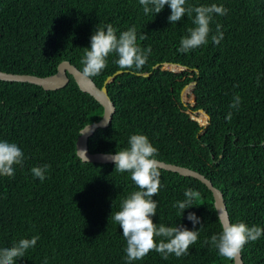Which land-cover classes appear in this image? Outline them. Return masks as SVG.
Returning a JSON list of instances; mask_svg holds the SVG:
<instances>
[{"label": "trees", "instance_id": "obj_1", "mask_svg": "<svg viewBox=\"0 0 264 264\" xmlns=\"http://www.w3.org/2000/svg\"><path fill=\"white\" fill-rule=\"evenodd\" d=\"M213 3L227 14H214L205 45L181 53L180 40L194 25L187 15L171 25L168 5L145 15L139 0H0V70L46 76L68 60L83 71V48L90 47L97 25L111 23L117 35L135 26L137 44L151 48L138 71L152 73L140 77L137 70H124L108 83L116 110L101 130V141L95 133L90 136L89 151L121 150L130 135H146L158 149L156 159L195 169L221 189L231 222L264 229V0H186L185 7ZM217 24L223 39L214 44ZM142 34L147 38L140 40ZM116 59L110 54L107 67L90 77L96 85L102 87L119 70ZM165 62L188 69L160 70ZM192 81L203 93L197 96L199 107L211 116L207 128L192 118L194 108L182 99ZM235 96L240 103L233 108ZM103 111L72 75L56 90L0 80V140L16 143L24 154L13 177L0 176V248L38 236L16 264H235L210 242L221 231L212 191L197 178L161 167L153 222L200 229L198 240L179 258L170 254L165 260L152 250L140 260H127L126 240L111 213L138 188L130 173L115 171L114 163H85L76 155L80 130L100 120ZM43 165L50 167L41 181L31 169ZM188 189L199 196L182 214L173 205ZM189 212L200 218L195 229ZM241 252L244 264H264V235Z\"/></svg>", "mask_w": 264, "mask_h": 264}, {"label": "clouds", "instance_id": "obj_2", "mask_svg": "<svg viewBox=\"0 0 264 264\" xmlns=\"http://www.w3.org/2000/svg\"><path fill=\"white\" fill-rule=\"evenodd\" d=\"M143 6V12L148 15L151 12L160 13L165 5H168L171 14L168 22L176 24L185 15L191 19L193 27L187 29L188 35L180 40L178 51L187 53L208 42L210 27L214 14L226 15L227 9L223 5L185 7L186 0H139ZM193 13L195 14L193 16ZM221 25H216V34L211 35L214 44H219L223 39ZM146 35H140L139 39H146ZM84 55L81 59L83 74L86 77L99 75L107 67V57L115 54L117 59L114 63L121 70H140L146 64L151 48L142 50L137 44V31L135 26L122 31L117 35V29L111 23L95 28L90 37V47L83 48ZM259 82V78H257ZM240 97H234V103L230 107H237ZM232 114L228 113L226 119L231 120ZM90 125L80 130L79 136H84L92 131ZM76 155L81 161L90 163L86 149L76 146ZM158 149L143 134H132L128 139V146L112 153H106L104 160L114 163L115 171L131 174V180L138 190L131 192L122 200L119 210L112 218L122 229V235L126 240V258L129 262L140 260L150 251L155 250L167 260L170 254L181 257L189 254V248L195 244L199 237V230H189L183 225L165 226L156 224L152 217L157 214L158 201L153 197L158 195L161 187L159 162L156 159ZM24 154L16 143L0 140V176L13 177L15 165H23ZM50 165L35 166L31 169L32 174L41 181L45 179V173ZM185 199L177 201L173 207L181 210L194 205V200L199 196L197 191L188 189L184 193ZM187 219L192 222L193 228L200 224V218L195 213L189 212ZM221 227L219 234L210 238L218 254L228 260L237 258L248 242L257 241L264 235V229L258 226L249 227L244 222L233 223L222 215H218ZM203 226H201L202 228ZM161 238L157 242L156 238ZM39 239L33 236L31 239H20L12 246L0 248V264H16L18 258L25 257V252L34 247ZM209 241H205L208 243Z\"/></svg>", "mask_w": 264, "mask_h": 264}, {"label": "water", "instance_id": "obj_3", "mask_svg": "<svg viewBox=\"0 0 264 264\" xmlns=\"http://www.w3.org/2000/svg\"><path fill=\"white\" fill-rule=\"evenodd\" d=\"M172 65L174 68L169 69L167 66ZM160 70L163 71H170V72H179L183 70H187V66H183L179 63H173V62H165L163 64L158 65ZM196 73L198 72V69H195ZM124 70H117L113 76L108 77L106 82L102 87H99L94 83V81L90 77H86L83 74V71L80 70L75 64L71 63L68 60L62 61L57 68V71L53 74H49L46 76H38V75H33V74H20V73H10V72H4L0 70V80H5V81H19V82H29L33 83L36 85H39L43 87L46 90H56L65 87L69 82H70V75L73 76L75 79L76 84L80 88V90L84 92H88L91 94L93 97H95L96 101L99 104H102L105 107V114H104V119L102 121H95L91 120L90 122L84 124L83 127L86 125H90L92 127V131L90 133H95L98 137V140L101 141L100 139V133L102 128H106L110 125L113 115L116 110V105L113 100L112 95H110L109 90H108V83L114 78V76L123 73ZM135 75L140 76V77H147L151 75L152 72H142V71H135ZM190 85H196V81H192L191 83L185 85V87L182 90V99L184 101L183 95L184 91H186ZM203 93L200 92V95ZM193 101L195 103L197 102V98H194ZM198 111L203 113L204 115L207 116V121L206 123H201L198 119L194 118L196 121H198L201 125L204 126V128H207V126L210 123L211 116L210 114L204 109L198 107ZM88 135V134H87ZM87 135L84 136H79L77 140V148L80 149H85V142H87ZM119 151V149H109L107 150L108 152L106 153H112L115 154V152ZM106 153H101V155H95L87 151V156L89 158L90 162H99V163H112L109 161L104 160L102 157ZM158 160V159H157ZM159 162V167L164 168L169 171H174L177 172L181 175L184 176H190L197 178L201 180L204 184L207 185V187L212 191L213 196H214V203L215 207L217 209L218 215H222L225 218L230 220L228 208L225 202V197L221 189L216 187L212 180L207 178L205 175L200 173L199 171H196L195 169L189 168L187 166H181L173 163H168L165 161L158 160ZM231 221V220H230ZM235 264H244L243 257H242V252L240 255L234 259Z\"/></svg>", "mask_w": 264, "mask_h": 264}, {"label": "rangeland", "instance_id": "obj_4", "mask_svg": "<svg viewBox=\"0 0 264 264\" xmlns=\"http://www.w3.org/2000/svg\"><path fill=\"white\" fill-rule=\"evenodd\" d=\"M199 95L200 93L193 88V85H190L189 88L186 91H184L183 98L185 104L187 105L190 104L194 108V112L193 113L191 112L192 118L193 119L196 118L199 121L200 119L204 118L205 119L204 124H205L207 121V116L201 113L200 111H198L199 104L193 101V99L197 98V96Z\"/></svg>", "mask_w": 264, "mask_h": 264}, {"label": "bare ground", "instance_id": "obj_5", "mask_svg": "<svg viewBox=\"0 0 264 264\" xmlns=\"http://www.w3.org/2000/svg\"><path fill=\"white\" fill-rule=\"evenodd\" d=\"M103 106V105H102ZM103 108H104V111H103V116H102V118L100 119V120H98L97 122H99V121H102L105 117H104V114H105V107L103 106ZM94 133H89L88 135H87V142H85V149L88 151V152H90L89 151V149H88V140H89V138H90V136H92ZM91 153V152H90ZM92 154H95V155H101V153H92Z\"/></svg>", "mask_w": 264, "mask_h": 264}]
</instances>
